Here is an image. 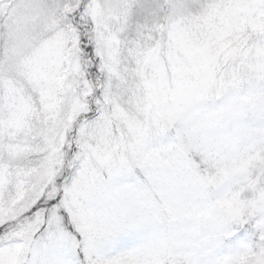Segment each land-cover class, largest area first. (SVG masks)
Masks as SVG:
<instances>
[{
	"label": "snow or ice",
	"instance_id": "6c2138e0",
	"mask_svg": "<svg viewBox=\"0 0 264 264\" xmlns=\"http://www.w3.org/2000/svg\"><path fill=\"white\" fill-rule=\"evenodd\" d=\"M0 264H264V0H0Z\"/></svg>",
	"mask_w": 264,
	"mask_h": 264
}]
</instances>
